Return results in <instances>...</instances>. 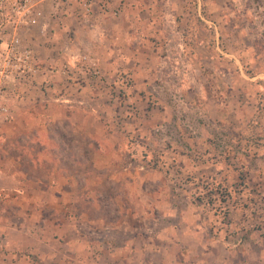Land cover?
Masks as SVG:
<instances>
[{"label": "rangeland", "instance_id": "rangeland-1", "mask_svg": "<svg viewBox=\"0 0 264 264\" xmlns=\"http://www.w3.org/2000/svg\"><path fill=\"white\" fill-rule=\"evenodd\" d=\"M252 2L203 8L204 48L185 38L195 10L179 9L163 45L151 0L12 13L0 40L35 71L0 76V264H264V0Z\"/></svg>", "mask_w": 264, "mask_h": 264}, {"label": "crops", "instance_id": "crops-1", "mask_svg": "<svg viewBox=\"0 0 264 264\" xmlns=\"http://www.w3.org/2000/svg\"><path fill=\"white\" fill-rule=\"evenodd\" d=\"M177 1L178 0H151V24L153 25L154 33L156 35L158 33L156 28H163L164 29L163 32H161V37L165 39V40L163 39L164 43H162V44L166 46L170 42V40H169L170 36H168L169 31L174 30L172 32V34L175 35V33L177 32V29H178L176 26L177 24L174 23L176 20L174 15L176 13H179L178 11H180V10H181V13L186 12L185 14H188L189 11L195 10V13H196L195 18H197L198 20H197V22L196 21L194 22V24L196 23L195 25H191V28H192V26H194L195 29L190 34H188L187 37H185V38L187 40H192L193 44H195L196 46H200V47L204 48V46H205L204 43H206L210 40L209 39L210 36L199 37L205 28L203 25V22H202L203 16H201L200 13L204 12V9H206V8L209 9V11H210V9H213V0H207L208 3L206 2V0H193V3H189V0H184V2H183L184 6L181 8H180V5H177ZM200 1H202L203 4H200L201 3ZM245 1L248 4L249 3L251 4V5H248V7H244V9H242L244 14H248V13L253 11V8H252L253 2H252V0H245ZM205 3H206V6H204ZM235 3H237V2L235 1ZM240 8H241V6H237V4H235L234 7L231 5V7L229 6V11H227V14L230 17V14H232V13H230V11H232V10L238 11V10H240ZM212 12H214V11H212ZM213 14L215 15V13H213ZM160 25L163 27H161ZM251 26L254 27V31H255V29L256 30L258 29L257 23L255 25H251ZM232 27L233 28H230L232 31H231V33H229V36L232 34H237L238 31L241 33V30L244 29V28L239 27L237 25H234ZM158 36H160V34H158ZM175 38H177L178 44L183 42V41H181V38H179V36L176 35ZM213 38H214V36H213ZM262 40H264V36L262 37ZM184 44H186V42ZM160 48H161V51H162V49H164L163 47H160ZM158 49L156 51H158ZM32 183L35 186H37V184H36L37 182L36 183L32 182ZM44 186L45 185H42L40 187V184H39L38 189H40V191L48 192L47 190L41 189V188H44ZM47 199H49V198H47ZM41 219H42V217H41ZM74 232L75 231H73V233ZM58 241H59V239H58ZM21 248H22V246H19V250H21ZM227 252H229L228 249H227ZM262 252H264V251L262 250ZM257 254H259V256L257 257L258 261L263 263L262 260L260 259L261 252H257ZM182 255L183 254L181 253V256ZM173 264H186V263H184L181 259L180 260L178 259V263L176 262ZM196 264H199V263H196Z\"/></svg>", "mask_w": 264, "mask_h": 264}, {"label": "built area", "instance_id": "built-area-1", "mask_svg": "<svg viewBox=\"0 0 264 264\" xmlns=\"http://www.w3.org/2000/svg\"><path fill=\"white\" fill-rule=\"evenodd\" d=\"M5 3L10 6L7 9ZM26 7V0H1L0 3V26L5 23L15 25L12 13L15 10L23 9ZM17 40L11 39L9 42L0 40V76L13 75L14 77H23L32 75L35 71L31 55L28 50L22 52L18 51L15 47ZM0 87V91H1Z\"/></svg>", "mask_w": 264, "mask_h": 264}]
</instances>
